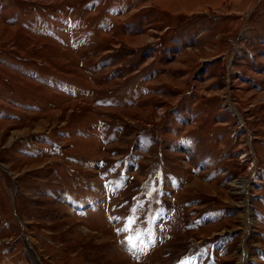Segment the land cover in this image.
<instances>
[{
	"label": "rangeland",
	"instance_id": "1",
	"mask_svg": "<svg viewBox=\"0 0 264 264\" xmlns=\"http://www.w3.org/2000/svg\"><path fill=\"white\" fill-rule=\"evenodd\" d=\"M239 262L264 264V0H0V264Z\"/></svg>",
	"mask_w": 264,
	"mask_h": 264
},
{
	"label": "bare ground",
	"instance_id": "2",
	"mask_svg": "<svg viewBox=\"0 0 264 264\" xmlns=\"http://www.w3.org/2000/svg\"><path fill=\"white\" fill-rule=\"evenodd\" d=\"M254 166H255V163H254ZM253 169V171H254V169H255V167H253L252 168ZM248 190V189H247ZM246 217V218H245ZM245 222H246V220L248 219V217H247V215H245ZM243 218V219H244ZM247 224H249L248 222H247ZM245 252H246V249L245 248H242V250L240 251V255H239V257H240V259L241 260H243L244 259V255H245ZM242 262V261H241ZM239 264H241L240 262H239Z\"/></svg>",
	"mask_w": 264,
	"mask_h": 264
}]
</instances>
